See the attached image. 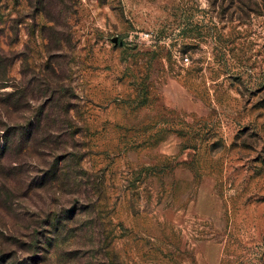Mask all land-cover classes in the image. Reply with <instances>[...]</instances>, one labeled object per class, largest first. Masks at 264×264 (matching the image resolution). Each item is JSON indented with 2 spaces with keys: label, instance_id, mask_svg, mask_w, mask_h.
Returning <instances> with one entry per match:
<instances>
[{
  "label": "rangeland",
  "instance_id": "rangeland-1",
  "mask_svg": "<svg viewBox=\"0 0 264 264\" xmlns=\"http://www.w3.org/2000/svg\"><path fill=\"white\" fill-rule=\"evenodd\" d=\"M47 2L0 0V94L65 130L0 164L7 264H264V0Z\"/></svg>",
  "mask_w": 264,
  "mask_h": 264
},
{
  "label": "trees",
  "instance_id": "trees-1",
  "mask_svg": "<svg viewBox=\"0 0 264 264\" xmlns=\"http://www.w3.org/2000/svg\"><path fill=\"white\" fill-rule=\"evenodd\" d=\"M42 5H47V0H38ZM17 56L14 58H10L6 53L3 52V47L0 44V88H3L8 81L9 75V67L14 62ZM10 58V59H9ZM19 85V83H18ZM22 87L16 86V88L12 92H6L0 95V140L2 139V143L0 142V164L8 163V162H23L26 153H34V147L38 144L39 141H42L45 146L49 147V150L53 151V147L50 145L52 142L51 134L56 131H65L54 129V121H47L45 124V129L42 132L40 129V119L37 116H34L31 119L24 120L23 117L19 114L23 109L27 108V103L23 102V93ZM29 108V106H28ZM28 108L26 110H28ZM67 111V109L65 110ZM39 131L42 132L43 136L39 140ZM36 142V143H35ZM37 149V147H36ZM13 152V154H11ZM26 152V153H25ZM68 155H63L59 161H66ZM59 158V157H58ZM53 165L59 164L56 161ZM54 167V166H53ZM50 216L48 217V224L52 225V219L50 220ZM56 223L59 222V219H54ZM55 235H61L62 228L59 226H54ZM34 236L38 234L37 231L33 232ZM31 239V240H32ZM8 256V255H7ZM4 253L0 254V264H7L12 260L11 257H7ZM36 257H32L35 261ZM40 263V262H39ZM23 264V263H20Z\"/></svg>",
  "mask_w": 264,
  "mask_h": 264
},
{
  "label": "built area",
  "instance_id": "built-area-1",
  "mask_svg": "<svg viewBox=\"0 0 264 264\" xmlns=\"http://www.w3.org/2000/svg\"><path fill=\"white\" fill-rule=\"evenodd\" d=\"M187 58H185V60H186Z\"/></svg>",
  "mask_w": 264,
  "mask_h": 264
}]
</instances>
